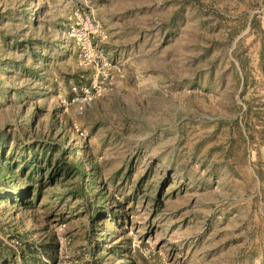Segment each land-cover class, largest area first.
<instances>
[{"label": "rangeland", "instance_id": "obj_1", "mask_svg": "<svg viewBox=\"0 0 264 264\" xmlns=\"http://www.w3.org/2000/svg\"><path fill=\"white\" fill-rule=\"evenodd\" d=\"M86 18L110 69L68 37ZM53 143L90 206L20 175ZM1 150L0 264H264V0H0Z\"/></svg>", "mask_w": 264, "mask_h": 264}, {"label": "trees", "instance_id": "obj_2", "mask_svg": "<svg viewBox=\"0 0 264 264\" xmlns=\"http://www.w3.org/2000/svg\"><path fill=\"white\" fill-rule=\"evenodd\" d=\"M37 149L38 146L36 145L30 146L28 152L31 155L27 160L25 158L22 159L20 175L27 171V180L29 182H37L41 185V182L45 180L47 187H54L58 181L66 183L68 189L62 194L61 198L64 200L70 198L71 200L86 201V205L90 206L92 204L89 201L91 194L93 193V196L97 198L98 192L95 191L94 177L86 174L82 162L74 160L72 157V159H69V151L56 143L45 144L39 151ZM4 156V152L1 150L0 179H3V184H6L5 181H10L13 177L17 165L15 162L11 163L10 159H6ZM44 175L46 176L45 179L43 178ZM30 188L31 185H24V189L17 196L19 204L25 205L27 203L26 199ZM10 202L13 203L15 201L10 199ZM93 220H96V218ZM93 224L95 225V223Z\"/></svg>", "mask_w": 264, "mask_h": 264}, {"label": "built area", "instance_id": "obj_3", "mask_svg": "<svg viewBox=\"0 0 264 264\" xmlns=\"http://www.w3.org/2000/svg\"><path fill=\"white\" fill-rule=\"evenodd\" d=\"M79 24L80 23L78 22H74L73 24H71L67 33L68 37L76 40L78 47L84 53L82 57L84 59L85 57H88V62L90 64L94 63L95 67H99L103 70L110 69L106 58L102 55L99 48H97V45L93 44L91 41V39L100 35V32L98 30L99 26L96 23H92L88 18H86L82 23L84 26L83 31H80L78 29ZM111 78L112 76L105 73V71H97L93 78V81L91 82V85L79 89V91H81L83 95L82 99L76 100L79 101V103L85 104L94 100L96 97L100 96L104 90L101 85L106 81L108 82ZM99 79H101V81H98ZM74 91H77V89L74 88Z\"/></svg>", "mask_w": 264, "mask_h": 264}]
</instances>
